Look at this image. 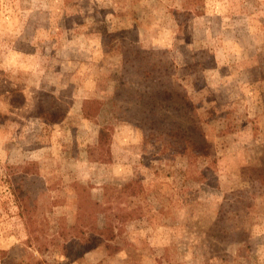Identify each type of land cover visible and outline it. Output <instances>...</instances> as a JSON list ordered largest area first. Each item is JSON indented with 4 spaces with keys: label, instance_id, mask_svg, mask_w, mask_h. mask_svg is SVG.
<instances>
[{
    "label": "rangeland",
    "instance_id": "1",
    "mask_svg": "<svg viewBox=\"0 0 264 264\" xmlns=\"http://www.w3.org/2000/svg\"><path fill=\"white\" fill-rule=\"evenodd\" d=\"M0 264H264V0H0Z\"/></svg>",
    "mask_w": 264,
    "mask_h": 264
},
{
    "label": "trees",
    "instance_id": "2",
    "mask_svg": "<svg viewBox=\"0 0 264 264\" xmlns=\"http://www.w3.org/2000/svg\"><path fill=\"white\" fill-rule=\"evenodd\" d=\"M123 47V46H122ZM138 49H141V48H138ZM138 49H136V51H139ZM128 51H130V50H127V48L125 49V50H123V56H124V60L127 62V61H130V58H131V55L128 53ZM140 53L139 52H137V53H135V56L136 57H140V55H139ZM159 69V68H158ZM145 72V74H147V75H149L150 74V71H147V70H144ZM158 73H159V71H158ZM158 73H157V75H158ZM127 75V74H126ZM129 75V74H128ZM130 76V75H129ZM105 132H106V128H102L101 130H100V140H103L104 139V137H106V135H105ZM14 195H16V198L18 197V200H19V205H20V207L23 209V206H25V204H26V202H25V204L22 202V199L20 198V196H19V194L17 193V191L15 190V192H14ZM21 203H22V205H21Z\"/></svg>",
    "mask_w": 264,
    "mask_h": 264
}]
</instances>
